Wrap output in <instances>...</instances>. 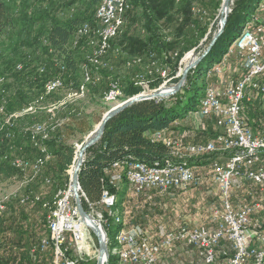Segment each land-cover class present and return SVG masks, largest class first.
Wrapping results in <instances>:
<instances>
[{
  "label": "trees",
  "instance_id": "trees-1",
  "mask_svg": "<svg viewBox=\"0 0 264 264\" xmlns=\"http://www.w3.org/2000/svg\"><path fill=\"white\" fill-rule=\"evenodd\" d=\"M81 1L83 0H0V40L9 34H19L18 32L24 26L23 24L30 22L35 29L33 35L35 36V41L42 39L41 41H44L46 44L43 53L47 56V63L37 69L32 79L28 74H19L24 70H19L14 73V77L21 81L23 80L25 84L27 82L30 89L38 88V92L41 95H43L44 83L51 79H61L63 86L49 95L55 94L64 87L67 90L71 88L78 89L79 85L83 82V68L88 62L84 59L83 54L79 55L78 53H80V49L85 48L84 46L87 44L88 38L94 36L93 28L97 26V20L94 16L95 9L90 11V8L98 4L100 0H89L86 4L79 5L76 13L65 16L64 14L60 15L64 10H68L76 3L80 4L79 2ZM186 2L182 8L184 16L181 15V17H178L181 21L184 20L179 26V29L184 28L185 24H190L189 22L193 26L196 25V28L201 30L199 33L193 32L194 35L198 34V43L205 36L209 23L205 22L203 26H199V18L192 17L190 9V3L192 1ZM221 2L222 0H210L205 1L204 5L206 4L207 8L209 7L211 13L214 14L220 7ZM129 3L130 7L124 13L125 17L123 15L124 23L122 30L111 41L112 48L106 55L114 52L112 49H118L117 54L120 50H126L130 55L134 54L145 57L147 62H144L142 73H144L147 81H123L119 83L121 91L119 103L143 91L144 89L142 87L145 85L149 86L152 90L159 87L162 82L164 85L166 83L169 85L176 83L179 79L177 71L178 69L180 70L179 63L182 55L185 51H189L197 44L191 43L189 46L174 49V43L170 41V38H165L161 35L159 22L164 23L173 19L174 15L171 16V11L173 10L174 0H129ZM263 6L264 0H232L223 33L217 39L209 53L195 68L189 71L185 85L178 92L161 99H148L136 102L126 107L106 123L101 138L94 145L86 149L84 162L79 170L80 198L83 208L88 213L90 204L99 202L104 188H108L116 196L119 194V186L113 187L108 182V175L113 172V168L111 167L112 163L115 161H135L142 162L148 166H154L164 163V160L171 156V149H168L161 141L152 139L151 136L157 131L166 135L169 130L173 129V126L183 121L191 112L197 110L204 91L209 86L208 79L210 75L207 72H209V69L214 64L220 62L221 58L226 54V49H228L247 24H251L253 29L254 20L257 14L263 10ZM139 8V16L145 28L144 37L131 35L130 30H124L127 25L129 26V23H126V21L127 19H131L133 9ZM29 10L31 16H29ZM86 23L89 25V30L80 36L81 33L78 31ZM180 30L178 32H181ZM84 41L86 42L83 43ZM152 55L153 57H150ZM153 60L157 61L161 66L157 72V69L150 65ZM149 66L152 67V73L147 75L149 69L146 67ZM88 67L91 69L89 63ZM162 70L164 71V75L161 74ZM106 76L108 74L101 71L99 81L94 84L87 83L86 87L99 91L103 98L104 92L107 90L108 83L110 82L105 81ZM258 96L253 98L251 102H242V104H244L243 108L244 112H246V126L249 129H254L255 134H258L256 133L257 131L264 134V125L261 124L260 117L258 116L260 112H258V107L260 106L262 110L264 101ZM8 100L7 109L15 111L28 103L29 97L23 89H20L14 95H10ZM255 107H257L256 112H254ZM75 124L78 125L75 128L79 129L83 127L85 122L81 119ZM67 125L65 124L64 126ZM72 126L68 127L71 128ZM219 132L220 130L217 128L212 134L216 136ZM62 140L63 134L61 131H58V134L54 137H48L47 140L41 142V146H44L51 156L46 162L47 164L45 163V166H53L54 170L56 169L52 171L53 176L56 178H59L60 174L66 173L68 168V172L71 170L75 152L73 145H65L62 143ZM3 144L5 145H1L0 147V178L22 179L23 170L14 167L11 162L15 157L34 159L39 153L38 147L34 146L31 141L23 146H21V143L14 145V142L11 143L10 139L6 137ZM14 147L20 155L26 156H10V151ZM213 154L211 153L204 157H209L211 161ZM194 160L187 161L188 166ZM123 177L121 182H127L125 176ZM47 178L50 181L49 183H51V178ZM61 190L65 191L66 188L63 187ZM120 201L121 199H117L116 204L119 213L122 215V208L119 206ZM70 203L72 206H75L73 198H71ZM33 205H38L44 210L38 231L32 230L30 232L25 228L23 223L24 213L22 210L19 211L20 216L18 221H12L14 225L12 226L11 224L9 228L2 225L6 220V218L4 221L2 220L4 212L0 215V239H2L0 244L5 243L3 245L7 249L6 244H10L8 241L12 239V242L17 245L16 250L20 253L18 258L13 253L6 254L5 250L0 248V264H53L52 260L55 255L50 248L43 253L38 250L32 251L33 247L39 244L41 238L48 235L46 223L48 210L42 207L41 202L33 203ZM115 210V208H109L103 212L105 222L102 223V227L107 235L109 251L106 264H119L117 254H115V235L125 225L121 218L120 221H113ZM11 212L12 214L17 212L13 205L11 206ZM8 231L11 232L12 236L11 234H7ZM38 233L42 237L37 240ZM13 236L16 238L15 240H13ZM226 241L230 250L229 253L226 252L224 255L227 262L228 258L233 254V249L231 243L227 239ZM219 245L216 247L215 252H217ZM67 253L68 255H72L71 250H68ZM216 259L217 257H215L214 262L206 264H214ZM92 264L95 263L93 262Z\"/></svg>",
  "mask_w": 264,
  "mask_h": 264
},
{
  "label": "rangeland",
  "instance_id": "rangeland-1",
  "mask_svg": "<svg viewBox=\"0 0 264 264\" xmlns=\"http://www.w3.org/2000/svg\"><path fill=\"white\" fill-rule=\"evenodd\" d=\"M88 1L89 0H83L79 2L80 4L76 3L73 6H71L68 10H64L60 15L64 14L65 16V15H70L71 13H76L79 5H84ZM186 1H192V3H190L192 17L199 18V22H200L199 26H203L205 22L209 23L205 36L198 43H197L198 34L194 35L193 32L199 33L201 30L197 29L196 25L193 26V24L189 22L190 24H185L184 28H182L181 30L179 29V26L183 23L184 20L181 21L180 18L178 17L179 16L181 17V15L184 16V13L182 12V8L184 7L185 3H187ZM205 1H210V0H174L173 10L171 11L172 13L171 16L174 15L173 19L171 21H166L164 23L159 22V27L161 26V30H160L161 35L165 38H170V41L174 43V49H180L183 46H189L191 43L193 44L197 43L194 48L190 49L189 51L188 50L185 51L184 54L182 55V58L180 60L181 62L179 63L181 70L187 63H189L192 59H194V55L197 57L206 49L212 36L219 29V20L217 17L220 7L216 10L214 14H212L209 7L207 8V5L206 4H205L206 6L204 5ZM96 5L94 7H91L90 11L97 8ZM139 12H140V8L135 10L133 9L131 13L132 14L131 19L130 20L127 19L126 21V23H129V26L127 25L124 30L126 31L130 30L131 35L144 37L145 28H144V24H142V19L139 16ZM29 16H31V12L29 13ZM121 21L122 23H121L120 32L122 30L124 19L122 18ZM23 25L24 26H22L20 32H18L19 34L16 33L9 34L0 40V105L3 109L2 112H0V147L1 145H5L3 144L5 137L10 139L11 143L14 142V145H16L17 143H21L22 144L21 146L27 145V142L29 141H31L33 144L42 145L41 144L42 141L47 140L48 137L51 136L54 137L55 135L58 134V131H61L63 134L62 143H64L65 145H73L75 148L76 155L74 152L72 166L70 165L71 170L68 172L69 169L68 168L66 170V173L60 174V177L58 176L59 178L53 176L52 171L56 170V169L54 170L53 166L51 167L49 166L47 171L46 172L44 171L45 172L44 174L47 175L46 177L51 178V183H49L50 182L49 181L46 182L47 184H45L44 177H42V179L41 177H37L39 173L40 174L42 173L41 171L43 170L42 169L43 166L50 158L45 159L42 162V164L40 165L41 169L37 173L34 172L33 166L29 163L30 166L27 167L25 171L31 170L34 177L31 179L32 184L23 183L22 180L20 182V179L17 178H10V179L0 178V201L4 202L5 208L7 206L6 210L10 209L11 211L12 205H16L18 207L16 201L20 199V196L24 194H35V193H30V191H28V187L31 186V189L33 191H36L40 186H43V187H47V191L50 192L51 194L50 200H45L41 197V195L39 194L37 195L41 197L42 201H45V203L47 204V208L46 207L44 208L48 210L53 206L55 195H57L58 192H61L60 196L62 197L67 196L68 201H71L72 195H67V190H68L67 188H69V186L71 185L70 175L73 166L77 160L78 149L87 138L93 135L94 128L98 124L101 117L109 109H111L112 107L116 106L119 103L118 101H119V97L121 96V91H120V95L114 101L106 102L100 95L99 91H96L94 88L85 87L81 94H75L74 92L76 91V89L71 88L67 90L64 87L59 91H57L55 94L49 96H46V94H44V90H43V95H41V93L38 92V88L30 89L29 85H27L28 83L26 82L25 84L23 83V80L21 81L20 79L15 78L14 73L18 72L19 70L22 71L24 70L22 73L19 74L20 75L28 74L32 79V76L35 74L37 69H39L40 67H42L44 64L47 63V56L44 55L43 53L46 44L44 43V41H41L42 39L35 41V36H33L35 29L30 22L24 23ZM244 28L252 29V26L251 24H247ZM178 30H180L181 32H178ZM191 32L192 34H190ZM85 42L86 41H84L83 43ZM95 44H96V39L93 36L92 38H88L87 44H85L84 46L85 48L79 50L80 53L78 54L79 55L83 54L84 59H86L87 62L91 65V69H90L89 68L90 66L88 67V63H86L83 68L85 69V71L90 72L93 75L97 74L98 76H100L101 71L106 72L108 76H106L105 81L115 82L118 84V86L119 83L123 81H133V82H141L144 80L147 81V78L144 76V73H142V70L144 68V62H147V59L145 57H141L140 55H134V54L130 55L129 53H127L126 50L125 51L120 50L119 53L117 54L118 49H112L114 52L109 53L108 55H106L108 52H105L93 56ZM229 47L230 50L228 51V49H226V54L221 58L220 62L216 63L217 66H213L212 68L209 69V72H207L208 75L217 74L218 70H224V68L227 67V63L229 62L231 56H236L237 59L241 61L240 64L242 66V62H243L242 58L237 53V51H235L236 49H234L233 47V42ZM150 57H153V55ZM150 65L154 66L155 69H157L156 72L161 68L159 63H157V61L154 60L151 61ZM151 66L146 67L147 69H149L147 71L148 72L147 75L148 74L150 75L152 73ZM178 72L179 69L177 73ZM161 74L164 75L163 70L161 71ZM217 75L219 76L221 74L218 73ZM224 80L229 81V76L228 78L224 77ZM147 84L149 83L147 82ZM62 86L63 83L61 87ZM160 86H165V85L162 82ZM166 86H170V85L166 83ZM209 86H212V84H209ZM142 88L144 89L143 91L145 92L151 90L149 86L146 85L143 86ZM20 89H23L25 93H27L29 97L28 103L23 105V107H21L19 110H15V111L8 110L7 109V104L9 101L8 97L10 95L11 96L14 95ZM248 98L249 95L246 96L245 100H247ZM223 103H227L226 97L223 98ZM254 111H257V107L254 108ZM258 112H259L258 116L260 117L261 124L264 125V104L262 106V110L260 109V106L258 107ZM81 119L84 120L85 124L83 125V127L76 129L75 127L77 124L75 123H77V121ZM193 120L195 121V123H197L199 119H193ZM65 124L68 125L64 126ZM73 124L74 126H72ZM68 126H72V127L70 128ZM36 127H40L41 131L35 130ZM15 147L13 148V150L10 151L11 154L10 156H23V157L26 156V155H20L15 150L16 149ZM223 154L224 153L222 152H216V154L215 153L213 154L210 164L206 168V172L210 174L212 173L211 166L214 161L219 163H223L225 161L227 155H223ZM260 154H264V152ZM35 158L28 159V158L15 157L14 159H24L30 161L34 160L35 162ZM262 158L264 159V155L262 156ZM179 161L185 162L186 167L190 171V168L188 167L187 164V161L189 160H179ZM25 171L23 170V172ZM128 183L131 185L130 182ZM63 187L66 188L65 191L60 190ZM5 196L6 197L8 196L9 200H6ZM2 198H4V200H2ZM51 201L52 203L50 204ZM116 203H117V196L115 194V204L114 206L111 207L116 209L113 218L118 216L122 220L123 217L119 213ZM96 211L97 210L95 209L94 206L89 208V214L93 218L95 217ZM5 215H6V211H5ZM5 218L7 221L10 219L8 218L7 215L6 216L3 215L2 220L4 221ZM82 228L84 230V241L79 245V248L76 249V251H74L73 254L78 259L79 264H92L93 262L96 263V259L98 255V243L96 237L94 236L92 231L86 226H83ZM8 242L11 243L12 239Z\"/></svg>",
  "mask_w": 264,
  "mask_h": 264
},
{
  "label": "built area",
  "instance_id": "built-area-1",
  "mask_svg": "<svg viewBox=\"0 0 264 264\" xmlns=\"http://www.w3.org/2000/svg\"><path fill=\"white\" fill-rule=\"evenodd\" d=\"M124 10H127L126 4ZM107 15H110L108 6ZM101 27V37L104 38V49L106 50L107 37H103V30H112L114 35V23H106ZM82 36V34L80 35ZM242 58L244 72H249L248 83H241V77L237 81V88L227 85L223 90L212 86L206 102L203 103L196 113L197 116H216V126L220 132L213 141L205 143H182L177 139L168 137L162 132H155L151 137L159 140L171 149V156L164 161H179L201 158L211 153L222 151V144H229L231 152H249V142L260 141L264 144V134H255L252 129H246V121L242 117V105L240 111H233V103H238L237 92L255 90V93L264 101V24L257 18L254 20L253 29L246 34L243 43L236 48ZM100 53V51H97ZM223 73L218 70L217 74ZM92 83V79H91ZM220 94H227V103H220ZM42 153V152H41ZM264 154H259V161H224L215 162L212 165V177L217 184L220 204L211 209V218L217 223L214 230L205 227H188L180 225L176 230H162L159 238L149 241L139 227L123 228V240L126 251L123 254L122 264H159V258L164 249L175 242H186L191 246L198 247L205 263H212L216 257V247L222 238H226L233 249V254L228 258L226 264H245L252 255L259 254V248L250 246V235L247 232L250 213L254 207L259 205H243L235 209L230 202V191L233 180L238 175L256 184L264 197ZM123 162L115 161L111 167V180L108 182L115 187L116 172ZM130 176L133 191L136 194L146 189L164 191L168 188H179L186 190L195 181L192 171L176 172H153L140 166H131ZM108 188H104L99 202L90 204L97 210L94 219L102 226L105 222L103 215L108 202ZM29 196H27V203ZM59 227L57 245H59V257H53V264H79L74 256V251L84 241V230L80 226V219L75 206H72L68 197L66 201L56 210V222ZM48 230L50 228H47ZM260 241H264V233H255ZM47 236L41 238V247H33L32 251L38 250L43 253L47 251ZM71 250L72 255H68Z\"/></svg>",
  "mask_w": 264,
  "mask_h": 264
},
{
  "label": "crops",
  "instance_id": "crops-1",
  "mask_svg": "<svg viewBox=\"0 0 264 264\" xmlns=\"http://www.w3.org/2000/svg\"><path fill=\"white\" fill-rule=\"evenodd\" d=\"M97 6L98 4L96 7ZM262 8L263 10L257 14L256 18L259 22L264 24V6ZM240 63L241 61H239L236 56H231L223 73L219 76L217 74H211L208 79V84H212L220 90H223L228 84H234L240 79L244 72L243 66H241ZM214 66H217V64H214ZM228 76L229 81H225L224 77L228 78ZM256 96H258L257 93H251L249 98L244 100L243 103L251 102ZM243 107L244 104H242L241 115L245 119L246 112H244ZM193 119L199 120L195 123ZM172 128V130H169L166 133V136L177 139L182 143H205L213 141L215 136L212 133L217 129L216 116L208 115L202 117L190 114ZM256 133L261 134V132L258 131ZM209 164V157L195 159L189 163L190 166L188 167L190 168V171L194 173L195 181L186 190H181L179 188H168L164 191L146 189L141 193L136 194L133 191L132 186L126 181L119 183V194L117 195V199H121L119 206L122 208V217L125 228H141L145 237L151 242H154L159 238L162 230H176L180 225H187L191 228L205 227L210 231L214 230L217 223L211 218V209L220 204V197L216 182L212 175L206 172V168ZM48 167V165H44L42 168L43 170L41 171L42 173H39L37 177H41V179L42 177H44V179L47 178V175L44 173L47 171ZM32 178L34 177L31 170H27L23 172V177L20 179V182L22 180L23 183L32 184ZM44 183L47 184L45 181ZM28 191L35 194L24 195L39 194L45 200H50L51 198V194L47 191V187L40 186L38 190L33 191L30 186L28 187ZM22 196H20V198ZM2 200H4V198H2ZM6 200H9L8 196L6 197ZM230 202L235 209H238L243 205H259L254 207L250 213L247 232L250 235V246L260 248L262 242L258 239L255 233H264V197L259 187L251 180L246 179L243 175H238L234 178L231 185ZM16 203L18 204V207L16 205L13 206L17 212L12 214L10 209L6 210L7 206L5 208L4 202L0 201L2 213L4 212V216L7 215L8 218H10L7 222L5 221L2 223V225L9 228L12 221H18L20 216L19 211L22 210L24 213L23 223L25 228L30 232H32V230L38 231L44 210L38 205H22L17 201ZM41 204L42 207L47 208V204L45 201H42V199ZM13 225L14 224H12V226ZM7 234L10 235L11 233L8 231ZM40 237H42L41 234H39L38 238L36 237L37 240ZM13 240H15V237ZM0 242H2V239H0ZM7 244V249H5L3 243L0 244V248L4 249L6 254L13 253L19 258L20 253L16 250V243L12 242L8 246ZM34 247H38V244ZM226 252H230L229 245L226 239L223 238L217 249V259L214 264H226V259L224 258ZM158 263L206 264L201 254V250L186 242H175L170 247L164 249Z\"/></svg>",
  "mask_w": 264,
  "mask_h": 264
},
{
  "label": "bare ground",
  "instance_id": "bare-ground-1",
  "mask_svg": "<svg viewBox=\"0 0 264 264\" xmlns=\"http://www.w3.org/2000/svg\"><path fill=\"white\" fill-rule=\"evenodd\" d=\"M129 0H101L98 3V6L95 10V18L97 20V26L93 28L94 37L96 39L95 49L93 52V56H96L97 54H102L105 52H108L111 48V41L118 35L121 29V23L122 18L126 10H124V6L126 4L127 9L130 7ZM108 6H110V15H107ZM221 12H224V8L221 9ZM106 23H114V35H112V30H103V37H107L106 41V50L104 49V38L101 37V27L99 26H105ZM89 30V25L86 23L84 24L80 29L79 33L85 34ZM252 30L251 28H244L241 33L234 39L233 41V47L236 49L240 43H243L246 34ZM230 50V47L228 48V51ZM97 51H100V53H97ZM163 75V74H162ZM94 84L99 81L98 75H93L90 72L85 71L83 72V82L81 85H79L78 89L74 92L75 94H81L86 87L87 83ZM249 81V72H243L241 76V83H248ZM62 85V81L59 78L51 79L45 82L44 84V94L49 95L55 90L59 89ZM213 86V85H212ZM212 86H207L203 97L201 98L199 102V107L206 102V98H208L209 92L212 89ZM230 88H237V81L234 84L229 85ZM252 92H255V90H246L245 92H237V100L238 103H233V111H240V104L246 99L247 95H250ZM72 93V94H74ZM120 95V87L115 82H109L107 86V90L104 92L103 99L106 102H112L114 101L118 96ZM227 98V94H220V103H223V98ZM2 107L0 105V112H2ZM197 110L191 112V114H194L197 112ZM246 129H249L246 126ZM37 131H41L40 127H36ZM92 136V135H91ZM90 136V137H91ZM88 139V138H87ZM86 139V140H87ZM39 149V154L34 160H24V159H14L12 160L11 164L14 167L20 168L21 170H25L27 167L30 166V164L33 166V170L35 173L39 172L41 167L40 165L45 159H49L51 156L47 152V150L44 147H41V145L34 144ZM81 148V146H80ZM78 149V151L80 150ZM42 152V153H41ZM224 153L223 155H227L225 161H259V154L264 152V144L260 141H251L249 142V152H231L229 151V144H222V151ZM171 154V153H170ZM84 157V155H83ZM78 153H77V159H78ZM77 161V160H76ZM30 163V164H29ZM76 162L73 166V169L71 171L70 175V183H71V177L74 173ZM214 165V162L212 163ZM131 166H140L144 169H147L148 171L153 172H176V171H189L186 167L185 162L182 161H165L161 164H156L154 166H148L142 162H128L124 161L123 165L119 167V172H116L115 176V187L119 185V183L122 181L125 176V179L131 183V176H130V168ZM108 180H111V173L108 175ZM45 182H49V179H45ZM61 190V189H60ZM79 192V190H78ZM56 194V193H55ZM61 192H58L57 195H55V200L53 203V206L48 209V213L46 215V223L47 228H50L48 230L47 235V245L48 248L52 250L55 257H59V245H57V236H59V227L58 225H54V222H56V210L60 208V205L63 204V202L66 201V196L62 197L60 196ZM72 183L69 186L67 190V195H72ZM27 196H29V202L30 204L41 202V197L39 195H23L19 202L21 204L27 203ZM108 202L106 203V209L111 208L115 204V194L110 192L108 190ZM2 214V208L0 206V215ZM120 221V217H115L114 222ZM84 223V224H83ZM80 221V226H86V223ZM123 229L118 231L115 235V254H117L118 261L120 264H122L123 254H125L126 251V244L123 240ZM262 242V246L259 248V254L252 255L250 257V260L248 262H245V264H264V241ZM38 247H41V241L38 244ZM113 248V247H112Z\"/></svg>",
  "mask_w": 264,
  "mask_h": 264
},
{
  "label": "water",
  "instance_id": "water-1",
  "mask_svg": "<svg viewBox=\"0 0 264 264\" xmlns=\"http://www.w3.org/2000/svg\"><path fill=\"white\" fill-rule=\"evenodd\" d=\"M232 0H222L220 10L218 13V20H219V29L216 31V33L212 36L209 44L207 45L206 49L199 55L195 56L194 59H192L189 63H187L183 69L179 70L177 73V76L179 77L178 81L170 86H159L158 88L154 90H148V91H142L122 102L117 104L116 106L109 109L100 119L96 127L94 128V133L91 137H89L87 140H85L80 150L78 151V159L76 161L74 173L71 177V183H72V198L74 201L75 208L77 210L78 216L80 221L86 223V227L89 228L94 236L96 237L97 243H98V255L96 259L95 264H106L109 257V251H108V245H107V235L103 229V227L96 222V220L83 208L80 193L78 190H80L79 185V170L84 162V153L86 149L94 145L102 136L106 123L113 118L115 115L120 113L122 110H124L126 107L142 101V100H148V99H161L165 97H169L176 92H178L186 83L187 75L189 71H191L193 68L196 67V65L209 53L217 39L221 36L223 33L227 16L230 12V4ZM224 8V12H221V9ZM181 62V61H180Z\"/></svg>",
  "mask_w": 264,
  "mask_h": 264
}]
</instances>
